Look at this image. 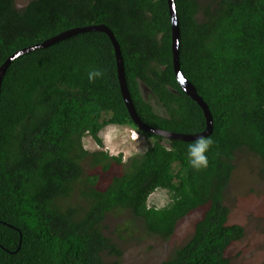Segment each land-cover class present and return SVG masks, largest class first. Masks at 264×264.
Here are the masks:
<instances>
[{
  "label": "trees",
  "instance_id": "trees-1",
  "mask_svg": "<svg viewBox=\"0 0 264 264\" xmlns=\"http://www.w3.org/2000/svg\"><path fill=\"white\" fill-rule=\"evenodd\" d=\"M176 4L182 71L214 117L213 133L203 138L212 141L207 167H192L198 140L139 129L107 33H80L25 54L8 68L0 94V264H120L104 257L123 254L104 233L110 213L128 210L148 233L168 240L179 221L201 207L207 211L192 239L161 264H229L228 248L245 235L242 225L229 224L226 204L236 155L248 151L264 164V0ZM92 25L108 26L119 41L146 124L187 134L206 130L204 110L176 76L168 0H32L24 9L16 0H0V67L21 49ZM141 83L167 115L146 99ZM109 125L132 127L154 143L125 162L87 150L83 137L102 146L100 133ZM87 157L103 172L114 162L124 170L101 189L99 175L87 176ZM158 189L171 199L163 208L149 204ZM77 190L86 207L66 205Z\"/></svg>",
  "mask_w": 264,
  "mask_h": 264
},
{
  "label": "rangeland",
  "instance_id": "rangeland-1",
  "mask_svg": "<svg viewBox=\"0 0 264 264\" xmlns=\"http://www.w3.org/2000/svg\"><path fill=\"white\" fill-rule=\"evenodd\" d=\"M32 0H16V7L24 9ZM212 0H201L206 6ZM200 19H203L200 15ZM144 84V83H143ZM146 99L153 104L162 115H167L157 97L143 85ZM131 127L109 125L100 133L103 145L86 134L83 137L84 147L91 151H108L111 156H122L123 161L130 157L145 153L154 139L145 138L135 142L130 138ZM84 167L89 175H99L98 187L104 189L111 179L123 172L124 167L113 163L108 172L101 167H93L91 158L87 157ZM235 170L226 194V204L231 209L229 224H239L245 229L242 239L233 242L226 252L229 264H264V164L259 156L248 151L238 152L235 159ZM82 184H79L81 187ZM171 202L167 190L158 189L150 196L152 206L163 208ZM66 205L86 207V200L77 190L72 199L65 201ZM207 207H201L181 219L173 236L165 240L160 236L150 234L130 211L110 213L104 222V233L111 237L122 250V256L104 253L106 261L120 264H161L170 259L175 252L186 245L194 236L197 223L203 219ZM132 230L128 231L129 228Z\"/></svg>",
  "mask_w": 264,
  "mask_h": 264
},
{
  "label": "water",
  "instance_id": "water-1",
  "mask_svg": "<svg viewBox=\"0 0 264 264\" xmlns=\"http://www.w3.org/2000/svg\"><path fill=\"white\" fill-rule=\"evenodd\" d=\"M168 1H169V6H170V11H171V16H172V25H173V53H174V68H175L176 76H177V79L179 81L181 88L191 98H193L204 110V113L207 119V128L205 131L201 133H197V134L172 132V131H167V130H163L160 128L152 127L146 124L142 120V118L140 117L137 111L132 94L129 89L127 76H126L125 61L122 55L120 43L117 40L114 32L106 25H92V26L70 29L55 37H52L46 40L43 43H39L37 45H33V46L17 51L0 67V94H1L2 82H3L4 76L8 68L16 59L20 58L21 56H24L25 54H28L35 50H39V49H43V48H47L49 46L55 45L65 39H68L80 33L93 32V31L105 32L110 36V38L112 39L114 43L116 54H117L118 73H119V79L121 83L123 98L137 126L145 132L161 135L169 140L196 141V140L209 137L214 131V117H213V114H212V111L209 105L204 100V98L198 93L196 86L185 76L184 72L182 71L181 60H180L181 26H180L178 11H177V4H176V0H168ZM143 85L145 84L141 83V88Z\"/></svg>",
  "mask_w": 264,
  "mask_h": 264
},
{
  "label": "clouds",
  "instance_id": "clouds-1",
  "mask_svg": "<svg viewBox=\"0 0 264 264\" xmlns=\"http://www.w3.org/2000/svg\"><path fill=\"white\" fill-rule=\"evenodd\" d=\"M98 75H99L98 72L90 73L89 74V79H93L95 76H98ZM120 126H122V125H120ZM127 127H129V126H127ZM129 130H130V138L133 141L139 142L142 139V137L145 138V134L141 133L139 130L134 129L132 127ZM133 131H135V132H137L139 134V138H134L133 137ZM211 144H212L211 140L200 139V140L196 141L194 148H192V150H191V155L193 156V159L191 161L192 167H194L196 169H199V168H202V167H207V165H208V157H207V155L205 153L208 151V149L211 146ZM149 204H150V206H152L150 202H149Z\"/></svg>",
  "mask_w": 264,
  "mask_h": 264
},
{
  "label": "built area",
  "instance_id": "built-area-1",
  "mask_svg": "<svg viewBox=\"0 0 264 264\" xmlns=\"http://www.w3.org/2000/svg\"><path fill=\"white\" fill-rule=\"evenodd\" d=\"M133 137L134 138H139V134L137 132L133 131Z\"/></svg>",
  "mask_w": 264,
  "mask_h": 264
}]
</instances>
